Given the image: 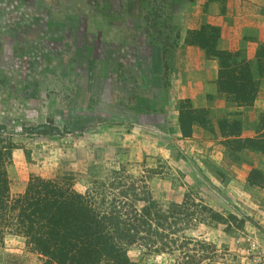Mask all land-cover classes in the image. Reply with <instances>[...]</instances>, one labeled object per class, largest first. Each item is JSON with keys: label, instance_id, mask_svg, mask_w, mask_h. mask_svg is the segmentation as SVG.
I'll return each mask as SVG.
<instances>
[{"label": "rangeland", "instance_id": "1", "mask_svg": "<svg viewBox=\"0 0 264 264\" xmlns=\"http://www.w3.org/2000/svg\"><path fill=\"white\" fill-rule=\"evenodd\" d=\"M235 20L232 51L223 48L222 32ZM246 42L254 49L250 59L243 57ZM194 47L217 61L215 85L226 108L242 107L224 110L214 123L264 137V110L251 108L264 89V0H0L8 199L23 194L32 178L66 176L95 209H148L153 236L124 247L132 264H190L186 254L196 264H264V144L259 151L254 141L240 149L229 143L230 151L258 154L244 170L232 166L238 156L218 163L185 148L170 124L175 109L190 110L196 121L209 114L172 92V76L184 78ZM232 65L239 67L237 84ZM126 125L137 132L138 154L119 156V163L118 127ZM78 155L99 161L92 177L75 164ZM105 158L115 161L113 169L104 167ZM104 172L106 179L96 178ZM121 183H132L137 197H122ZM42 262L23 239L4 235L0 264Z\"/></svg>", "mask_w": 264, "mask_h": 264}, {"label": "trees", "instance_id": "2", "mask_svg": "<svg viewBox=\"0 0 264 264\" xmlns=\"http://www.w3.org/2000/svg\"><path fill=\"white\" fill-rule=\"evenodd\" d=\"M230 73L234 77L233 84H237L239 67L232 65ZM256 91L257 85L254 93ZM192 115L190 110L178 112L182 137L189 136L191 123L198 121ZM184 117H187V126ZM223 122H218V129L221 136L229 137L223 141L228 149L230 142L240 149L254 141V148L260 151L264 144L262 135L238 138V124L231 127ZM225 126L229 127L228 130ZM5 156L8 158L7 153L0 150V245L4 235L18 236L24 240V245L43 258L42 264H132L124 247L138 237L148 240L153 236L149 234L151 216L146 207L140 213L132 205L125 208L126 204L111 205L107 211H100L93 207L88 197L72 189L66 176L32 178L23 194L9 200ZM94 182L103 188L106 186L105 182ZM127 184L118 185V189L121 187L118 193L124 198L129 195L127 200L132 201L133 197H137L134 192L136 187L132 183ZM111 186L114 188L113 184ZM142 233L144 236H140ZM185 258L190 264L197 262L193 255L186 254Z\"/></svg>", "mask_w": 264, "mask_h": 264}, {"label": "crops", "instance_id": "3", "mask_svg": "<svg viewBox=\"0 0 264 264\" xmlns=\"http://www.w3.org/2000/svg\"><path fill=\"white\" fill-rule=\"evenodd\" d=\"M237 21L235 20L233 24H231L230 28H226L222 32V42L226 43L223 45L224 49L235 51L237 45L229 43V30L232 32V35H236L237 33L232 30L237 26ZM189 50V49H187ZM197 55L188 57L189 60H192V66L188 69L183 70L184 79L183 83L181 80H177L175 78V74L172 76L174 81L172 82V92L175 93V99H183L189 98L192 108L196 109L198 107H205L209 110V114L204 121L193 122L190 125L189 131L190 134L187 137H182L180 135L179 123H178V110H173L172 120H174V124H170L175 127L174 130L177 131L176 136L182 137L180 142L184 143L185 148H192L197 151V154L206 155L212 158L215 162L218 163H226L228 164L229 158H226L227 155L233 158V156H238V164L232 163L229 160V163H232L233 167H239L241 169H248L249 165H253L256 163L258 159V154L253 151L247 149H241L240 151H230L224 144L223 141H226L229 137H223L219 133L218 123H214V119L217 114H222V112L226 109H233V111H239L242 107H231L226 108L230 105V103L226 102L222 99L221 95L217 91V86L215 85V80L217 78V61L212 57H204V54L201 53L194 47ZM253 50L251 47V43L246 42L243 47V57L245 59H250L253 55ZM189 64L190 61H189ZM186 73V74H185ZM187 80V81H186ZM191 86V88L189 87ZM264 92V89H263ZM259 92L257 99L254 100L251 108H256L257 111L264 110V93ZM261 101V104H260ZM231 106V105H230ZM173 109V108H172ZM237 116V115H236ZM229 116L225 117L228 118ZM222 118V117H221ZM134 119H132L133 122ZM213 123L216 125V129L213 126ZM119 126H122L120 124ZM131 126L126 125L124 127H118V161L119 156L128 155L131 157L134 154H138L137 150L138 146L134 145L133 139H136L137 132L135 128L132 127V132L128 133L127 129ZM122 128V129H120ZM246 128L238 127V138H251L252 136H257L259 133L249 132L245 130ZM122 130V131H120ZM212 131L214 133H212ZM119 132L122 133L121 136ZM164 132V131H163ZM216 132V133H215ZM124 133V134H123ZM147 133V131H146ZM214 134H217V137L214 138ZM177 138V137H176ZM129 139V140H128ZM131 139V140H130ZM226 139V140H225ZM148 145V144H147ZM77 153V152H76ZM79 158H75L74 162L77 165H81L83 170L86 171L88 176L92 177L93 174L90 171L93 163L99 162L96 160L88 159L86 161H82V157L78 155ZM85 158V157H84ZM112 158H105L103 161L104 167L109 166L108 168L113 169V165H115V161H112ZM238 165V166H237ZM228 167V166H227ZM231 168V167H230ZM233 169V168H231ZM96 178L98 179H106V173L104 175L96 174Z\"/></svg>", "mask_w": 264, "mask_h": 264}]
</instances>
